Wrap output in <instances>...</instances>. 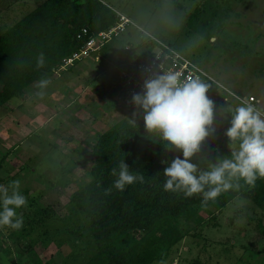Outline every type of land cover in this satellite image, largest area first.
<instances>
[{"label": "rangeland", "instance_id": "1", "mask_svg": "<svg viewBox=\"0 0 264 264\" xmlns=\"http://www.w3.org/2000/svg\"><path fill=\"white\" fill-rule=\"evenodd\" d=\"M42 1L0 0V32ZM101 1L130 20L131 25L121 39L132 48L155 42L167 44L203 69L229 93L244 98L254 97L256 103L253 105L264 112V0H213V9L217 13L213 22L219 25V30L210 39L195 33L190 23L195 10L203 7V0ZM158 50L157 45L154 46L147 58L157 55ZM74 66L75 76L69 77L67 83L76 88L72 91V99L76 98L77 103L67 107L69 101L66 96L62 106L73 110V118L67 113H58L54 117L57 111L54 106H58L54 100L42 103L51 109L42 116L41 105H38V110L33 109L36 100L37 103L43 102V96L40 94L41 98H37L35 92L21 100L13 98L0 107V185L8 186L11 181L19 179L20 191L27 198L26 206L17 209V216L23 217L24 226L31 217V200L41 207L52 206L64 216V222L57 226L60 233L56 238L60 246L58 242L44 239L27 246L24 239L19 238L17 230L0 226V264H29L35 256L59 264L63 256L73 251L79 254L76 259L90 254L84 255L81 248L76 250L70 236L63 233L65 227L71 226L72 230L83 225L78 214L72 218L66 216L69 196L80 182L88 180L87 169L91 166L89 149L96 137L135 109L116 102L112 96L109 97L108 90L100 88L103 80L112 77L111 67H104L93 58H86ZM78 76L81 78L79 82L74 78ZM51 87L48 85L47 90ZM60 90L59 86V95L64 97ZM222 93L228 100L226 105L235 109L241 106L236 99ZM20 103L25 106L17 109ZM110 103L117 107L116 112L114 109L104 110V104ZM136 110L143 117L142 110ZM95 113L99 118L92 115ZM48 114H52V119H46L44 115ZM225 119L231 120L228 115ZM61 122L64 124L58 129L56 125ZM228 128L224 126V133L219 129L217 137L219 146H225L230 152V142L225 135ZM214 151L216 159L222 156L220 147ZM59 166L67 170L66 186L58 183L64 176L52 177L59 173ZM51 183L57 185L51 187ZM210 213L214 215L206 214L201 228L193 230L196 226L191 221L180 223L181 230L191 234L172 249L164 264H190L195 259L203 264H264V214L251 201L237 197L218 213L213 209ZM212 216L215 218L210 220ZM193 233L200 234V237H192Z\"/></svg>", "mask_w": 264, "mask_h": 264}, {"label": "trees", "instance_id": "2", "mask_svg": "<svg viewBox=\"0 0 264 264\" xmlns=\"http://www.w3.org/2000/svg\"><path fill=\"white\" fill-rule=\"evenodd\" d=\"M202 6L195 10L190 23L195 33L210 39L219 30V25L213 22L217 13L213 9V0H203ZM117 13L101 0H43L20 20L1 31L0 107L13 98L24 99L34 84L33 92L42 90L39 84L41 79L50 80L55 73L71 69L82 61L68 67L62 64L73 52L79 51L90 37L116 25L119 22ZM129 26L120 35L101 45L91 57L95 59L101 56L105 59L104 63H110L113 75L109 80H103L100 88L108 90L109 97L112 96L114 100L119 89L116 79L122 70L131 73L134 72V65L145 64L150 50L156 45L158 52L163 50L161 44L177 52L161 42L132 48L121 39ZM41 53L43 64L38 65ZM222 92L214 96L212 85L207 95L218 105L225 101ZM126 105L137 111L132 102ZM133 112L96 137L89 149L91 166L87 169L88 180L80 182L69 196L66 216L72 218L78 214L83 225L72 230L71 226L65 227L63 233L70 236L76 250L81 248L84 255L87 252L90 254L76 259L79 254L73 251L63 256L59 264H160L161 261L164 264L172 249L191 234L181 230L182 221L193 222L196 226L193 230L201 228L205 215H214L210 213L211 209L218 213L237 197L251 201L264 214V179H258L254 187L243 185L238 192L223 193L207 205L202 203V195L185 198L183 193L164 191V169L175 156L183 158L182 152L168 151L159 135L145 128L139 113L133 123ZM218 116L214 119L213 127L215 120L219 121ZM216 147L221 148L222 156H230L225 146H219L215 134H210L201 145L200 153L193 158V163L201 168L214 163ZM121 160L130 171L143 174L144 182L126 186L123 192L113 188L110 195H105V189L111 187L115 179L111 171L118 168ZM73 166L76 168L77 164ZM58 170L59 173L52 177L58 178V174L64 176L58 183L66 186L67 170L64 166H59ZM55 185L51 183V187ZM30 205V219L16 231L19 238L24 239L30 247L33 242L42 239L58 242L60 246L56 238L60 233L57 226L64 222V216L49 205L41 207L33 200ZM214 218L212 216L210 220ZM191 236L198 238L200 234L193 233ZM29 264L55 263L35 256ZM190 264L203 263L195 259Z\"/></svg>", "mask_w": 264, "mask_h": 264}, {"label": "clouds", "instance_id": "3", "mask_svg": "<svg viewBox=\"0 0 264 264\" xmlns=\"http://www.w3.org/2000/svg\"><path fill=\"white\" fill-rule=\"evenodd\" d=\"M42 58L43 53L38 65L43 64ZM49 83L47 79L39 81L41 88ZM208 91V85L199 78L181 81L178 73L168 72L146 79L143 92L132 97L136 109L144 114L145 128L159 135L168 151L182 152L183 158L175 156L164 169V191L183 193L185 198L202 195L205 205L223 193L238 192L243 185L254 187L258 179H264V112L254 105L238 106L232 114L231 126L225 133L230 156H219L205 168L193 163L201 145L215 132V104ZM137 115L134 111L133 123ZM111 175L115 179L105 189V195H110L113 188L123 192L126 186L144 182V175L130 171L124 160L112 169ZM20 187L19 179L8 186L0 185V226L13 230L23 226L17 209L26 206L27 198Z\"/></svg>", "mask_w": 264, "mask_h": 264}, {"label": "built area", "instance_id": "4", "mask_svg": "<svg viewBox=\"0 0 264 264\" xmlns=\"http://www.w3.org/2000/svg\"><path fill=\"white\" fill-rule=\"evenodd\" d=\"M117 14L119 16V22L116 25L110 27L107 31L100 32L96 36L90 37L79 51L73 52L68 58L62 61L63 67H68L74 62L91 58L94 53L98 52L101 45L117 37L127 26L131 25L128 18L120 13ZM161 47L163 50L158 52L157 55L148 58L145 64L134 65V72L131 71V73H129L127 70H122L120 72L116 79V87H119L115 96L117 102H121L122 104L132 102L134 94L143 92V84L146 79L154 78L159 74L175 72L179 74L181 81H185L190 77L199 78L203 83L208 85L209 91L207 94L210 93L213 85L215 89L214 96L220 91H224L232 98L236 99L241 105H253V103H256L254 97L244 98L229 93L226 88L220 85L203 69L199 68L179 53L171 50L166 45L161 44ZM135 72H137L138 75L137 73L135 74ZM224 100L225 102L228 101L226 98Z\"/></svg>", "mask_w": 264, "mask_h": 264}, {"label": "crops", "instance_id": "5", "mask_svg": "<svg viewBox=\"0 0 264 264\" xmlns=\"http://www.w3.org/2000/svg\"><path fill=\"white\" fill-rule=\"evenodd\" d=\"M95 59H98V61H100L101 62V64L102 65H104V67H110V63H108V64H106V63H104L103 62V60H105V59H103L101 56H97V57H95ZM102 60V61H101ZM75 66L74 67H72L71 69H66V70H63V71H60V72H57V74L55 73L54 75H53V77L49 80L50 81V83L48 84V85H52V87L50 88V89H48L47 90V87L46 88H43L42 90H40V91H34L35 93H36V95H34V96H36L37 98H41V96H40V94L43 96V102H38L37 103V100L33 103V104H35L34 105V110L36 111V110H38L37 108H40L38 105H41L42 106V108H40L41 109V111H42V116H43V113L44 112H50L51 111V109H48V107H46V106H44V105H42V103H44V104H47L48 102H51L52 100H54V102L55 103H57V105L58 106H54L55 108L54 109H57V111L53 114V116L55 117V116H57L58 115V113L59 114H65V113H67V115L70 117V118H73V110L71 111V109H66L67 107H69L70 108V106L74 103H77V102H75L76 101V98H73L72 99V97H73V93H72V91L74 90V89H76L75 87H71L68 83H67V79L69 78V77H71V76H75ZM84 74H85V71H84ZM101 75H102V73H101ZM100 75V76H101ZM98 76V75H97ZM80 76H78V77H74L75 78V81H81V78H79ZM60 81H62L61 83H60ZM59 86L61 87V94H62V92H63V94H64V97H62V96H60L59 94ZM57 89V90H54V89ZM47 90V91H46ZM70 91V92H69ZM30 92H32V93H34L33 92V88L29 91V93L28 94H30ZM27 94V95H28ZM67 96V97H66ZM103 96V95H102ZM105 96H108V95H106L105 94ZM65 97H66V99H68V101H69V103H68V106L66 107V108H63L62 106H63V103H65L66 102V99H65ZM21 100V99H20ZM65 100V101H64ZM110 101V100H109ZM221 103L223 104V105H221ZM226 103L227 102H225V101H221V102H219L218 103V105L217 104H215V117H217L218 115V119H219V121L216 119L215 121H216V123H215V127H214V129H215V132H214V134H215V136L217 137L218 136V131H219V129L220 130H222L221 132L222 133H224V126L226 125L227 127H230L231 126V120H229V121H225L224 119H225V116H227V115H229V117H230V119H231V117H232V114H233V112H234V110H235V108H232L231 106H229V105H226ZM74 104H73V106H74ZM20 105H22V108L25 106V105H23L22 103H20V104H18L17 105V109H19V107H20ZM26 105H27V103H26ZM91 107L92 108H94V105L92 104L91 105ZM104 107H106L104 110H106L107 112L108 111H110V110H115V112H116V110H117V107L116 106H114V104H112V103H110V105L109 104H104ZM97 109H98V107H97ZM72 112V113H71ZM114 112V113H115ZM97 113H99V111H97ZM97 113H95V114H92L94 117H96V118H99L98 117V115H97ZM55 114H57V115H55ZM76 115V114H75ZM112 114H109V116H111ZM44 116H46L47 118L46 119H49L50 120V118L52 117V114H48V115H44ZM77 116V115H76ZM63 118V117H62ZM52 119V118H51ZM77 119V118H76ZM102 121V120H101ZM228 122L227 124L225 123H223V122ZM114 122H116V121H114ZM118 122V121H117ZM116 122V123H117ZM100 123H102V122H100ZM64 123L63 122H61V124L60 125H56V127L58 128V129H60V127L59 126H61V125H63ZM44 126H49V125H44ZM55 127V128H56ZM54 128V127H53ZM217 129V130H216ZM52 131L54 130V129H51ZM217 133V134H216ZM217 139H218V137H217ZM219 140V139H218Z\"/></svg>", "mask_w": 264, "mask_h": 264}]
</instances>
